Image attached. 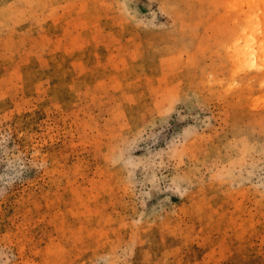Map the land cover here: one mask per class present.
<instances>
[{
  "label": "rangeland",
  "instance_id": "374dc122",
  "mask_svg": "<svg viewBox=\"0 0 264 264\" xmlns=\"http://www.w3.org/2000/svg\"><path fill=\"white\" fill-rule=\"evenodd\" d=\"M0 264H264V0H0Z\"/></svg>",
  "mask_w": 264,
  "mask_h": 264
},
{
  "label": "bare ground",
  "instance_id": "6f19581e",
  "mask_svg": "<svg viewBox=\"0 0 264 264\" xmlns=\"http://www.w3.org/2000/svg\"><path fill=\"white\" fill-rule=\"evenodd\" d=\"M245 38L242 36V40H244ZM248 52V51H247ZM246 53V52H245ZM249 54H252L251 52H249ZM251 57V56H250ZM254 65V64H253Z\"/></svg>",
  "mask_w": 264,
  "mask_h": 264
}]
</instances>
